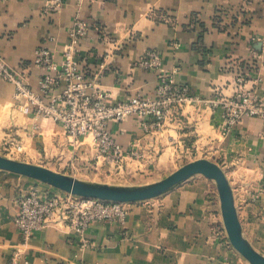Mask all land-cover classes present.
Wrapping results in <instances>:
<instances>
[{"label": "crops", "instance_id": "0c3cea01", "mask_svg": "<svg viewBox=\"0 0 264 264\" xmlns=\"http://www.w3.org/2000/svg\"><path fill=\"white\" fill-rule=\"evenodd\" d=\"M45 1L0 0V57L25 73L34 92L41 75L32 65L36 49L46 44L59 63L79 13L89 30L76 54L78 69L113 102L153 96L157 72L136 65L151 50L160 55L162 69L175 71V81L190 88L192 99L182 109L181 123L165 122L148 134L135 116L111 123L123 149L141 152L140 159H125L117 167L103 161L91 136L71 144L62 125L47 119L34 129L31 116L18 110L14 86L0 79V148L15 141L22 146L21 161L116 186L170 174L195 154L222 169L242 235L264 255V198H253L264 176V122L246 117L223 136L216 113L204 102L215 89L233 93L235 77L226 67L245 60L257 65L245 87L255 86L264 96V0H87L80 8L76 0H65L59 13L44 17ZM210 182L193 177L136 203L122 223L93 222L82 238L55 214L22 246L13 225L17 199L34 187L46 193L49 187L0 172V264H8L15 249L23 252L20 264H248L220 237Z\"/></svg>", "mask_w": 264, "mask_h": 264}, {"label": "built area", "instance_id": "2783aa9c", "mask_svg": "<svg viewBox=\"0 0 264 264\" xmlns=\"http://www.w3.org/2000/svg\"><path fill=\"white\" fill-rule=\"evenodd\" d=\"M85 1L76 0L77 7L83 6ZM64 4L65 0H46L41 14L44 17L55 15ZM88 28L86 21L79 13L76 14L67 32V40L60 49L59 63L54 60V53L46 44L36 49L32 65L41 70L37 93L31 89L25 73L9 67L1 57L0 79L14 86L13 98L18 102V110L23 115L31 116L34 129H38V120L47 119L62 125L71 144L82 137L91 136L103 161L118 167L125 159H140L141 152L134 146L123 149L115 140L110 124L135 116L143 133L148 134L162 127L165 122L181 123L182 109L192 99L191 90L187 85L175 81V71L162 69L160 55L151 50L136 65L157 72L153 96L137 94L113 102L108 91L98 87L93 79L87 77L86 72L78 69L76 54L80 42L87 36ZM48 41L55 40L50 37ZM228 66L236 68L237 62L229 63ZM247 75L238 73L234 76V88L230 96H224L219 89H215L214 96L204 101L216 113V127L223 136L246 117H256L264 122V96L255 86L245 87L249 80ZM21 149V144L15 141L3 145V150L8 153H20ZM259 197L264 198V176L253 196L254 199ZM136 203L79 197L51 187L46 193L34 187L19 195L13 225L20 233V245L23 246L35 231L45 228L53 215L58 214L69 229L82 238L93 222L122 223ZM22 259L23 252L15 249L8 264H20Z\"/></svg>", "mask_w": 264, "mask_h": 264}, {"label": "water", "instance_id": "95a60500", "mask_svg": "<svg viewBox=\"0 0 264 264\" xmlns=\"http://www.w3.org/2000/svg\"><path fill=\"white\" fill-rule=\"evenodd\" d=\"M0 171L37 181L74 196L115 202H141L157 198L191 177L202 175L216 184L224 228L232 247L249 264H264V255L254 250L242 235L232 190L224 172L216 163L207 159L186 163L163 179L141 186H116L82 181L43 166L3 156H0Z\"/></svg>", "mask_w": 264, "mask_h": 264}, {"label": "rangeland", "instance_id": "374dc122", "mask_svg": "<svg viewBox=\"0 0 264 264\" xmlns=\"http://www.w3.org/2000/svg\"><path fill=\"white\" fill-rule=\"evenodd\" d=\"M204 155V154H202ZM201 155V156H202ZM0 156H3V157H6V158H9V159H14V160H18V161H21V159H23L20 154L18 153H8V151H4L3 148H0ZM198 156H196L195 154L194 155H191L189 158H184L182 161H179L178 163V166H177V169L179 167H181L182 165L186 164V163H189V162H192V161H195V160H198V159H204V158H197ZM25 162V161H23ZM1 173H7V172H3V171H0ZM11 174V173H9ZM65 174V173H63ZM68 175V174H66ZM167 175L169 174H155V175H151L148 178V180H145L144 182H140L142 185H146V184H149V183H152V182H156L158 180H161L163 179L164 177H166ZM71 176V175H69ZM193 177H199V178H204L202 175H195ZM193 177H191L190 179H192ZM150 179V180H149ZM34 181V180H33ZM188 181V180H187ZM211 181L210 183L212 184V190H210V197L211 199L213 200L212 202H214V206H215V210H214V214L216 216V225L217 227L219 228V232H220V237L225 241V245H227L232 251H234V253H236L237 255L241 256L231 245V243L229 242V239H228V236H227V233H226V230L224 228V224H223V219H222V215H221V210H220V200H219V195H218V191H217V188H216V184L214 181L212 180H209ZM37 182V181H35ZM39 183V182H37ZM146 183V184H145ZM42 184V183H41ZM129 184V183H128ZM44 185V184H43ZM181 185V184H180ZM47 186V185H46ZM130 186H141V185H130ZM177 187V186H176ZM255 195V194H254ZM253 195V196H254ZM236 208V207H235ZM237 211V210H236ZM242 257V256H241ZM243 258V257H242ZM244 259V258H243ZM244 261H246L244 259ZM247 262V261H246ZM248 263V262H247ZM249 264V263H248Z\"/></svg>", "mask_w": 264, "mask_h": 264}, {"label": "trees", "instance_id": "16d2710c", "mask_svg": "<svg viewBox=\"0 0 264 264\" xmlns=\"http://www.w3.org/2000/svg\"><path fill=\"white\" fill-rule=\"evenodd\" d=\"M226 71L231 72L234 76L238 73H243V74H248L251 71H254L257 69V65L252 62L251 60H245V61H238L237 62V67H226Z\"/></svg>", "mask_w": 264, "mask_h": 264}]
</instances>
